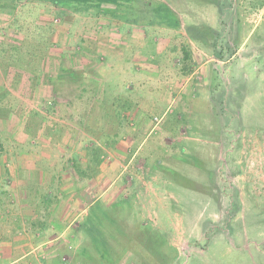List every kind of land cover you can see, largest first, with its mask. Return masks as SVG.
<instances>
[{
  "label": "rangeland",
  "instance_id": "obj_1",
  "mask_svg": "<svg viewBox=\"0 0 264 264\" xmlns=\"http://www.w3.org/2000/svg\"><path fill=\"white\" fill-rule=\"evenodd\" d=\"M151 1L168 4L181 25H148L153 82L124 81L122 94L102 82L96 62L86 74L83 60L118 44L121 19L49 0H0V82L22 91L26 104L12 108L27 119L22 145L4 143L23 150L28 165L39 163L4 173L1 195L16 178H41L46 187L51 180L62 213L69 196L60 184L87 187L90 203L113 184L91 213L57 217L51 232L32 218L29 229L19 222L11 236L28 243L0 250V264H264V0ZM64 52L74 56L58 59L51 102L40 86L54 53ZM114 181L122 189L116 203ZM45 207L37 220L47 224Z\"/></svg>",
  "mask_w": 264,
  "mask_h": 264
},
{
  "label": "crops",
  "instance_id": "obj_2",
  "mask_svg": "<svg viewBox=\"0 0 264 264\" xmlns=\"http://www.w3.org/2000/svg\"><path fill=\"white\" fill-rule=\"evenodd\" d=\"M119 19V18H118ZM120 20V19H119ZM123 23H118L119 28H117L118 33H114V38L119 36L118 44H115L112 46L111 51L110 48L106 46V50L104 51V55H96L95 61H90V58H85L83 56V53H79L81 57H84V62L86 63V71L85 73H91L94 74V68L93 64L95 62L98 64L97 67L100 68V71L96 72L100 75H102L103 83H107L108 87H111L112 89H116L119 93H127L126 92V86L123 85L124 81H138V85L142 83V76L148 77L151 80V83L153 82V71L150 69L149 60L151 55L147 54L149 41H151V36L149 35V32L151 31L153 26L148 25H140L141 28L139 29L138 24L136 23H129L125 20H121ZM123 29V30H122ZM118 34V35H117ZM115 43V42H113ZM159 44H157L158 46ZM68 51V47H65ZM161 53L162 51H158ZM92 55V54H90ZM54 60L52 57L51 64V71L49 73L48 82H43L40 87L42 88V91L47 95V99L52 101L56 100L57 96V88L60 85L58 80V59L64 58L67 62H70L71 59H73L74 55H65V52L63 54H59V56L54 53ZM98 59H102L100 61H97ZM149 59V60H148ZM69 66L68 68H70ZM67 68V67H66ZM65 68V69H66ZM148 75V76H146ZM8 82V81H7ZM2 83L0 82V107L2 110H5V113L2 112L1 117L2 120H0V180H3L4 173L8 172L9 170H15V171H25V170H34L38 167L39 163L37 165L32 166L28 165L26 161H23L22 158V152L23 150L15 152L7 145L5 140H9L10 138L17 141V143L20 142V145H22V142L24 141V124L27 121L25 118V114H23L22 109H20V113L16 112L18 109L16 108V111L13 110V105H20L22 108L26 104V97L22 94V91H19L18 89L14 91L9 83ZM132 87V86H131ZM134 89V87H132ZM131 88V89H132ZM142 88H145L142 86ZM159 88V87H155ZM150 89H153V85L150 87ZM22 90V88L20 89ZM131 90H128V94H131ZM122 94H119L120 96ZM45 95V96H46ZM55 98H54V97ZM131 95H128L126 98L128 100H135L130 98ZM44 98V99H46ZM59 102L62 103L64 106H71L73 104V101L71 99H65L62 97H58ZM145 98V100H148L147 104H152V97L149 95ZM151 99V101H150ZM161 102L160 97L157 98ZM39 102V101H38ZM124 103H129L124 102ZM122 102H119V105H121ZM19 111V110H18ZM29 117V116H27ZM32 119V117H31ZM29 122V121H28ZM22 139V140H20ZM12 153L15 154V159L12 158L13 163L6 162L9 159V156H12ZM6 155V156H4ZM14 157V156H12ZM113 166L117 165V162L113 163ZM131 164V162H129ZM8 166H11L8 167ZM130 165H126L128 167ZM120 181V180H119ZM51 180L48 181V186L46 187V181L42 182V179H34V178H16L12 180V186L14 187L13 190L9 189L7 192L5 191V195H1L2 190L0 189V250L3 252L5 250H12V249H18L21 246H24L28 243V240H24L18 236H11V233H14L13 227L15 228V232H19L20 228L23 229H29V225L26 223L28 222V218H32L35 221H30V223L34 226L44 227L46 229L45 231L51 232V228H55L56 222L55 219L57 217L59 218H70L72 219L73 213H91V209L94 208V205L98 200H100L104 195H106V190L108 188H111V184H109L107 187H104L102 190H100V194L97 195L96 200H92V203L89 202L90 196L88 195V188L80 186V190L78 192L76 191L75 187H70L69 183H62L60 184L63 188V194L68 195L69 200L65 201V210H63L62 213H58L56 209V204H53L54 196L57 193V184L52 183L51 187ZM115 188H112V201L114 203L118 202L119 198H122L121 194V188L119 189V185L117 181H114ZM72 182H70L71 184ZM133 184L132 182L130 183ZM87 185V184H85ZM84 185V186H85ZM33 188L34 193L29 195L28 189ZM42 188V189H41ZM102 192V193H101ZM123 196L129 197L127 194H124ZM104 200V199H103ZM46 203L48 205L47 211H44L43 213H48L47 216L49 218L48 223L46 224V218H44L42 221L37 220L39 217L38 213H41L40 206L44 205ZM53 204V206H51ZM79 207V208H78ZM78 208V209H77ZM76 210V211H74ZM50 213H52L53 217V225L51 223V217ZM100 213V212H98ZM79 215V214H78ZM75 216L74 218H76ZM17 219L18 221H14L13 219ZM73 221V220H72ZM20 222V223H19ZM27 224V225H25ZM70 225V224H69ZM68 225V226H69ZM48 228V229H47ZM38 233H41V231H37ZM21 233V232H20ZM45 240V239H44ZM51 241V240H49ZM47 241V242H49ZM46 243V242H45ZM44 244V243H43ZM41 246V244H40ZM22 258V257H21ZM20 258V259H21ZM19 259V258H18ZM16 259V260H18ZM15 260L8 261L7 264H12Z\"/></svg>",
  "mask_w": 264,
  "mask_h": 264
},
{
  "label": "trees",
  "instance_id": "obj_3",
  "mask_svg": "<svg viewBox=\"0 0 264 264\" xmlns=\"http://www.w3.org/2000/svg\"><path fill=\"white\" fill-rule=\"evenodd\" d=\"M54 5L74 12L96 11L111 14L129 23L146 25H165L180 28V20L176 12L166 3H155L151 0H49ZM114 7L109 8L106 5ZM184 58L189 57V50L184 48ZM96 248L101 245L98 229L87 228Z\"/></svg>",
  "mask_w": 264,
  "mask_h": 264
}]
</instances>
